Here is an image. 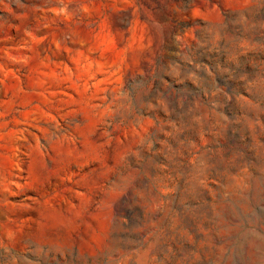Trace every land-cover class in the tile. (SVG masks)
Here are the masks:
<instances>
[{
    "label": "rangeland",
    "instance_id": "obj_1",
    "mask_svg": "<svg viewBox=\"0 0 264 264\" xmlns=\"http://www.w3.org/2000/svg\"><path fill=\"white\" fill-rule=\"evenodd\" d=\"M0 264H264V0H0Z\"/></svg>",
    "mask_w": 264,
    "mask_h": 264
}]
</instances>
